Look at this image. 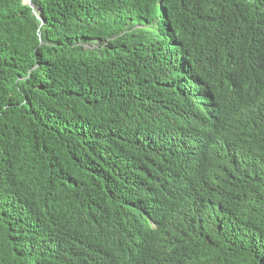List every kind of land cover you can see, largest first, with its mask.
<instances>
[{
  "label": "trees",
  "instance_id": "16d2710c",
  "mask_svg": "<svg viewBox=\"0 0 264 264\" xmlns=\"http://www.w3.org/2000/svg\"><path fill=\"white\" fill-rule=\"evenodd\" d=\"M0 264H264V0H0Z\"/></svg>",
  "mask_w": 264,
  "mask_h": 264
},
{
  "label": "clouds",
  "instance_id": "9594fccd",
  "mask_svg": "<svg viewBox=\"0 0 264 264\" xmlns=\"http://www.w3.org/2000/svg\"><path fill=\"white\" fill-rule=\"evenodd\" d=\"M28 3H29V2H28ZM210 126H211L210 123H206V125H204V129H202V130L200 131V133H207L206 129L209 128Z\"/></svg>",
  "mask_w": 264,
  "mask_h": 264
},
{
  "label": "water",
  "instance_id": "95a60500",
  "mask_svg": "<svg viewBox=\"0 0 264 264\" xmlns=\"http://www.w3.org/2000/svg\"><path fill=\"white\" fill-rule=\"evenodd\" d=\"M29 5H31L30 3H28ZM31 7L33 8V6L31 5Z\"/></svg>",
  "mask_w": 264,
  "mask_h": 264
}]
</instances>
